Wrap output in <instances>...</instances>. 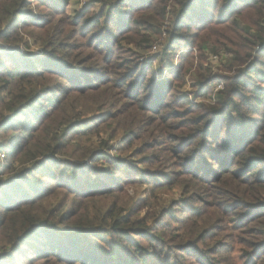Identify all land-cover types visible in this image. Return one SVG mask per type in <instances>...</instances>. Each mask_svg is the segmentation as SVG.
Returning a JSON list of instances; mask_svg holds the SVG:
<instances>
[{
  "label": "trees",
  "instance_id": "obj_1",
  "mask_svg": "<svg viewBox=\"0 0 264 264\" xmlns=\"http://www.w3.org/2000/svg\"><path fill=\"white\" fill-rule=\"evenodd\" d=\"M90 1L73 33L0 0V264H264V0ZM66 2L43 0L49 15ZM23 31L43 54L19 50ZM163 31V60L186 49L175 66L118 56L140 58ZM77 35L89 44L66 41ZM237 36L243 68L215 92L196 74L191 102L189 59Z\"/></svg>",
  "mask_w": 264,
  "mask_h": 264
},
{
  "label": "rangeland",
  "instance_id": "obj_2",
  "mask_svg": "<svg viewBox=\"0 0 264 264\" xmlns=\"http://www.w3.org/2000/svg\"><path fill=\"white\" fill-rule=\"evenodd\" d=\"M66 4L65 5H60L58 7H56L58 10H59V14L56 15V14H51L49 15L48 10H51L53 8L49 7V4H44L43 3V0H29V8L31 10V12L34 14V16H36V14H45V18L49 19L50 22H49V27L48 28H52L53 25L55 24L56 21H58L60 18H63V26H65V31L66 32H73V33H76L77 30H78V27H72L71 25L67 26V22H68V19H72L75 12L77 11H82V10H85V12L87 13L88 16L92 17L94 16V14L98 11L99 7H100V2H96L93 3L90 1V0H66ZM92 3V4H91ZM90 4V5H89ZM37 20V19H36ZM195 31V28H192L191 29V32ZM37 34V33H35ZM35 36V35H34ZM243 36H245V34H243ZM247 36V35H246ZM22 37L25 38L26 40H28L27 42V46L26 45H21L19 46V50H21V52L24 54L25 52H30V53H37V54H43V48L41 45H39L37 42H36V39H34L33 37L29 38L25 33L24 31L22 32ZM90 35H88L87 37H85L84 39L80 38L78 35L71 38V39H67L66 41H70V42H76V41H84L86 44H89V40H90ZM61 39V38H60ZM233 42H235V44H238L237 46L235 45H232L231 43L228 44V43H215L213 44V47L217 50V51H212L211 50V45L209 47V49L205 50L204 51V58L202 61H197L196 59H189V61H194V65L192 67L191 70H188L187 72V75L185 76L184 78V82H183V85H182V90L185 94H188L189 96V99L191 100V102H196L198 103V101L195 100V97L192 96V93H191V87L189 86L191 83L194 82V79L193 77L200 73V72H203L205 71L207 74H211L215 76V80L213 82V85H212V90L213 92H215L218 88V85H220L222 88V85L221 83H216L217 82V76L220 78V76H232L236 71L239 70V68H243V67H239L237 65H233L231 64L230 62H232L231 60V57L233 56V51H237L238 53L242 54L245 50H246V43L244 41V39L240 36H237V37H234L233 39ZM0 42L3 44L4 42H2L0 40ZM168 42V39H167V35L166 33L163 31L162 34L157 38V40L154 41V44L152 45L151 49H147L145 53L143 54H140V58H136L135 56L131 55L130 56V52H135V50L137 49L135 46H125V50L123 53H120V55H118L119 57H125L127 56L128 58L130 57V59L132 60V64L134 63H141V64H145V62H148V58H150L152 55H154L156 58H154L155 60H153V68L151 69V71H154L155 68L156 71L159 72V66L161 65V59L163 60V53H162V50H163V47H164V44ZM181 44V43H179ZM26 46V47H25ZM176 46L178 47V45L176 44ZM180 46V45H179ZM208 46V45H207ZM206 46V47H207ZM156 47V48H155ZM128 48H130V52L127 51ZM155 48V50H153ZM258 48H256L255 50H257ZM78 51H83L84 54H88V53H91L92 55H94V53L91 51V49H86V48H81V49H78L76 50L75 52H78ZM191 51V54L193 52V55L196 54V49L195 48H191L190 49ZM138 52V51H137ZM186 52V49H180L179 51H177L175 54L173 55H170L168 54V57L165 58L163 60V62H167L170 60H172L173 62V66H175V64L177 63L178 61V56L180 54H184ZM21 53V54H22ZM137 54V53H136ZM20 55V54H19ZM90 55V56H92ZM138 56V55H137ZM148 59V60H147ZM147 60V61H146ZM230 60V61H229ZM88 62L90 63H93L94 62V57L91 58V60H89ZM108 66H110V70H114L116 69L115 65H113V63H108ZM243 70V69H242ZM119 72V71H118ZM167 75V72L164 70L162 74H159L156 73V77H158V81ZM155 77V78H156ZM201 100V99H200ZM205 101V100H204ZM203 101V102H204ZM206 102V101H205ZM204 104H207V103H204ZM3 140V138L1 137L0 135V141ZM114 142V141H113ZM116 142H114L115 144ZM130 150V149H128ZM127 154V151H125L124 153H120L121 156H125ZM134 159L137 160V158L135 157ZM138 163V161L136 162ZM139 168L141 169H144L146 170L147 165H138ZM145 187L144 186H139L138 184L133 186L132 188L128 189V195L129 197H133V198H139L141 197V191L144 189ZM159 195L162 199L164 200H167V199H170V198H173V197H178L179 195V191L177 189H174L172 191H167V190H162L161 192H159ZM264 209H258V210H255L254 212H258V211H262ZM250 213H252L253 211H249ZM236 216V214L234 213H229L228 216H227V221L229 220H232V218H234ZM240 217V216H239ZM225 222L223 223L224 225H231L232 223H229V222ZM263 228V226H262ZM228 232V231H227ZM240 235L242 238L245 237V235H243L242 233H239L238 231H230L228 232V235ZM227 235V236H228ZM246 238V237H245ZM241 246V245H239ZM237 246V247H239ZM238 254L236 252H234V256ZM224 255H222L223 257ZM18 262V261H17ZM241 262V261H240Z\"/></svg>",
  "mask_w": 264,
  "mask_h": 264
},
{
  "label": "built area",
  "instance_id": "obj_3",
  "mask_svg": "<svg viewBox=\"0 0 264 264\" xmlns=\"http://www.w3.org/2000/svg\"><path fill=\"white\" fill-rule=\"evenodd\" d=\"M156 48V47H155ZM155 48L153 50H155ZM221 86L218 85V88H220ZM1 144V142H0ZM5 158H6V153L5 151H3L1 148H0V168L3 166L4 162H5Z\"/></svg>",
  "mask_w": 264,
  "mask_h": 264
}]
</instances>
